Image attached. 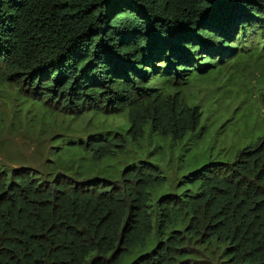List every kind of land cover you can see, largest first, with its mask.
Instances as JSON below:
<instances>
[{"label":"trees","instance_id":"obj_1","mask_svg":"<svg viewBox=\"0 0 264 264\" xmlns=\"http://www.w3.org/2000/svg\"><path fill=\"white\" fill-rule=\"evenodd\" d=\"M263 59L264 0H0V96L61 122L0 164V264H264V129L166 173L202 129L183 87Z\"/></svg>","mask_w":264,"mask_h":264},{"label":"rangeland","instance_id":"obj_2","mask_svg":"<svg viewBox=\"0 0 264 264\" xmlns=\"http://www.w3.org/2000/svg\"><path fill=\"white\" fill-rule=\"evenodd\" d=\"M253 63L250 60L243 66L240 61L223 74L197 76L183 87L184 94L200 106L202 129L197 138L183 140L175 147L166 171L168 177L173 173L183 174L210 160L231 161L239 149L262 133L264 110L259 89L264 82V59L262 64ZM10 103L8 94L0 96V164L24 163L37 167L46 157L48 126H54L53 131L57 132L60 118L50 125L42 123L44 130L39 134L38 126L26 121L21 112L13 116L15 107ZM22 106V110L30 107L40 119L50 117L49 106L42 101L27 100ZM121 120V116H117L113 121L119 123ZM109 121L110 118L106 119ZM78 123L79 119L72 125ZM37 139L42 140L38 142Z\"/></svg>","mask_w":264,"mask_h":264}]
</instances>
